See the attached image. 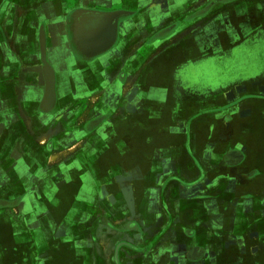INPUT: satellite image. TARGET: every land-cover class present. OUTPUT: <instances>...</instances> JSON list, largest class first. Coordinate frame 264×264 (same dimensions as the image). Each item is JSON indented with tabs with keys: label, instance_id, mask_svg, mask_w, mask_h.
I'll return each instance as SVG.
<instances>
[{
	"label": "crops",
	"instance_id": "1",
	"mask_svg": "<svg viewBox=\"0 0 264 264\" xmlns=\"http://www.w3.org/2000/svg\"><path fill=\"white\" fill-rule=\"evenodd\" d=\"M220 3L0 0V264H264V0Z\"/></svg>",
	"mask_w": 264,
	"mask_h": 264
},
{
	"label": "flooded vegetation",
	"instance_id": "2",
	"mask_svg": "<svg viewBox=\"0 0 264 264\" xmlns=\"http://www.w3.org/2000/svg\"><path fill=\"white\" fill-rule=\"evenodd\" d=\"M236 1H238V0H236ZM215 2L217 3V0H215ZM230 3H233V2H230ZM256 48L257 47L254 46V49H256ZM262 48H264V47H262ZM262 48H259V49H262ZM50 86H51V84H50ZM53 96L54 95H52V92L50 90L46 91V93H45V98L46 99H49V98L50 99H54ZM80 120L83 121L82 119H80ZM101 124H102V119L99 117V118L93 119L91 121H87V122L82 123L81 126H80V131H82L83 133H87L89 130H92L91 128L97 129ZM5 128L6 127L4 126V129H2L0 131V135H1L0 136V176H1V173L4 171V170H2L1 160L4 158V151L6 150L5 149V145H6V140H7V136H8V130H6ZM52 140L53 139H51L48 142V144L46 145L47 146L46 149L48 148V149L52 150V146L54 145L52 143ZM122 140L124 141L123 148L125 149V152H127V153L119 154V160H120V164H121V168H122V169H119V173L121 175L119 177V180H118L117 184L115 186L110 187V190L114 191V196L113 197H115L116 203H117V201H120L122 199V196H124L123 194L128 193L129 189L131 188L130 186H131V181H132V178H133L132 176L134 174L132 172L133 170H130L128 168L129 165L133 164V159L130 158L129 162L128 161L127 162L123 161L125 159L124 155L128 156V153L130 155L132 153V158L134 157V153L131 152V151L129 152L130 149L135 147V142H134L133 136L132 135L130 136L128 131H126L124 134H122ZM79 146H80V144H79ZM64 154H66V157L68 156V154L66 152ZM17 158L19 159L20 163H23L24 158H23L22 151L19 153V156ZM79 188L80 187H78V189ZM112 200L111 201L110 200L105 201V204L106 205L110 204V202H112ZM104 224L110 229H112V228H116L117 230L122 229V227L112 226L110 224V222H108L107 219H105V218H104ZM132 227H133V224L132 225L130 224V225L125 226L124 228H132ZM131 246H132V244L126 243V242H121V243L117 244V246H116L117 250H116L115 255H114V260H115L116 263H117L116 258L118 259L117 254L119 253V250L122 249V248H127L129 250H134L135 247H131Z\"/></svg>",
	"mask_w": 264,
	"mask_h": 264
},
{
	"label": "rangeland",
	"instance_id": "3",
	"mask_svg": "<svg viewBox=\"0 0 264 264\" xmlns=\"http://www.w3.org/2000/svg\"><path fill=\"white\" fill-rule=\"evenodd\" d=\"M213 2L215 1V0H212ZM242 1H244V0H238V1H234V0H217V3L219 2H221L220 4H224L225 2H227V3H230V2H242ZM219 3H218V6H219ZM188 20H190V19H188ZM180 22H182V20H180ZM185 22H187V20H185ZM170 50H168V51H166V52H164V53H168ZM163 53V54H164ZM50 141V140H49ZM54 141L55 140H52V143L54 144ZM45 147H47V146H45ZM62 150H64V149H62ZM60 152H62V151H58V154L60 153ZM64 152L61 154V158L60 159H58V161L56 162V161H51V159L50 158H47L46 160L45 159H42L43 160V163H42V165L41 166H47L48 167V169H46V170H42L41 172H40V177H48L50 174H49V172L51 171V169H52V167L54 166V165H58L57 167H59V168H63L64 167V160H65V157H66V154H64ZM55 158V157H54ZM124 161L125 162H129V160H130V158L132 159V153H131V155L128 153V156L126 155H124ZM64 169V168H63ZM54 173V172H53ZM52 175V174H51ZM38 176V173H37V175H35L34 177H37ZM78 175H76L75 177H77ZM29 177V176H28ZM30 178H31V176H30ZM32 178H33V176H32ZM26 189L27 188H29V190H31V187H25ZM44 189V190H43ZM55 189V190H54ZM27 191V190H26ZM48 192H52V193H54V192H56V188H55V186H51V187H44V188H42V191H41V193L42 194H48ZM65 192H67L66 190H65V188H63L62 189V193H65ZM78 193H79V191H78ZM73 194H75V193H73ZM69 195V194H68ZM72 203L73 204H76L77 205V202H76V200H75V197H74V200L72 201ZM140 205H141V201H140V204L138 205V207H137V210H138V212H139V209H140ZM100 222V219H99V221H97V222H95L94 224H93V226H90V228H89V230H90V232L93 230V228H94V226H96L97 225V223H99ZM91 234L93 235V237H95L96 235L93 233V232H91ZM2 255L5 257V252H3L2 253ZM70 257V254L69 253H63L62 255L60 254V253H55V257H54V259L56 260L55 261V263L54 264H64V263H62V262H64L66 259L67 260H69L68 258ZM116 261H117V259H116Z\"/></svg>",
	"mask_w": 264,
	"mask_h": 264
},
{
	"label": "bare ground",
	"instance_id": "4",
	"mask_svg": "<svg viewBox=\"0 0 264 264\" xmlns=\"http://www.w3.org/2000/svg\"><path fill=\"white\" fill-rule=\"evenodd\" d=\"M25 115H26V114H25ZM26 116H27V115H26ZM27 122H28V124L31 123V121H29V119H28ZM31 124H32V123H31ZM29 125H30V124H29ZM45 136H46V135H45ZM50 138H51V137H50ZM36 139H37V137H36ZM40 141H41V139H40Z\"/></svg>",
	"mask_w": 264,
	"mask_h": 264
},
{
	"label": "water",
	"instance_id": "5",
	"mask_svg": "<svg viewBox=\"0 0 264 264\" xmlns=\"http://www.w3.org/2000/svg\"><path fill=\"white\" fill-rule=\"evenodd\" d=\"M207 11H208V10L202 11V13H201V14L203 15V13H205V12H207ZM92 23H93V22H92ZM91 26H92V25H91Z\"/></svg>",
	"mask_w": 264,
	"mask_h": 264
}]
</instances>
